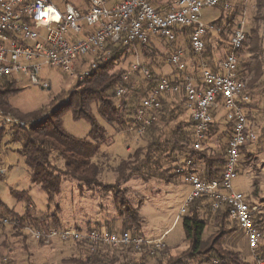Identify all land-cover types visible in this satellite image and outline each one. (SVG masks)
Masks as SVG:
<instances>
[{
	"label": "built area",
	"instance_id": "1",
	"mask_svg": "<svg viewBox=\"0 0 264 264\" xmlns=\"http://www.w3.org/2000/svg\"><path fill=\"white\" fill-rule=\"evenodd\" d=\"M79 8L65 3L57 8L52 0H0V80L13 78L18 84L25 79L36 86L42 83V70L57 68L76 79H83L96 66L97 60L109 57L107 46L121 40L132 45L134 62L131 70L150 78L148 68L141 63V46L148 45L151 38L173 42L182 29L187 34L190 49L200 54L210 32H218L215 22L202 21L201 11L219 5L222 0H85ZM223 7H229L224 3ZM246 32L237 24L229 34L227 49L222 59L212 70L205 62L200 64L195 75L185 71L182 51L170 54L169 62L180 71V80L161 76L156 86L140 98L136 107V123L130 131L144 133L157 110L161 107L162 94H176L182 98V107L190 118L193 151H213L215 135L210 136L216 113L228 129L224 145V162L220 173L211 179L201 177L204 162L199 155H186L174 173L191 185L185 206L196 198L205 197L211 211L225 207L228 219L246 237L248 250L254 264H264L258 254L264 231V209L252 204L246 195L232 187L243 159V150L257 136L248 117L251 96L246 89V80L239 74L238 52L244 47ZM264 48V41H263ZM264 61V56H263ZM128 74H124L127 80ZM125 87L116 88V96L125 93ZM209 142V144H208ZM4 223H10L8 219ZM34 241L49 242L53 238L84 241L91 249L106 246L111 249L131 247L135 252L145 250L151 254H164L166 244L162 239H146L129 231L60 229L59 227H25ZM5 264V262H4Z\"/></svg>",
	"mask_w": 264,
	"mask_h": 264
},
{
	"label": "rangeland",
	"instance_id": "2",
	"mask_svg": "<svg viewBox=\"0 0 264 264\" xmlns=\"http://www.w3.org/2000/svg\"><path fill=\"white\" fill-rule=\"evenodd\" d=\"M52 2L59 9H62L65 3H70L79 8L86 6L85 0H52ZM224 3H227L229 7L225 9ZM201 18L206 24L216 22V20L222 21V23H215V25L219 31H223V35L221 36L219 31L210 32L206 38V41L214 48L213 58L211 59L207 55L201 58L199 54L191 52L187 35L182 31L178 32V37L173 42L162 38H151L146 46L147 53L140 49L142 52L140 60L152 76L172 78V72L178 70L168 59L171 53L179 49L182 51V62L185 64L186 72L197 75L202 62H205L208 67H210V62L217 64L226 52L230 32L239 23L246 34H250L251 30H256L263 46L264 0H262V6L259 9L256 0H222L215 7L204 8L201 11ZM225 18L232 19V23L226 28L224 26ZM250 46L251 38L246 41L240 56L239 67L241 69L249 62L255 64V61L251 62V55L248 51ZM133 62L134 54L129 49L116 65V68H122L125 74H128L127 83L131 91L129 90V94L123 99L131 101L132 105L135 106L142 92L138 90L141 88L148 90L149 78H145L139 72L132 71ZM260 68L263 74L260 75L258 87L254 89L255 91L253 90L255 95H252L250 106H248V112L252 115L249 119L254 124L257 138L252 144L246 146V152L243 153V159L238 174L232 181V187L236 191L244 193L249 202L264 209V62L262 61H260ZM250 74L247 70H243L242 75L246 81L249 80ZM41 78L42 83L47 86L32 85L22 79L18 86L23 89L10 97L11 106L21 112L44 108L56 95L68 91L77 81L74 76L68 73L57 68L49 69L47 67L43 68ZM161 98L168 104L178 106L174 112L177 117L167 125H164L163 122H156L151 129L144 133L130 131L122 126H111L97 116L94 111L98 122L105 127L107 132V138L101 144L99 153L95 157L101 166L99 178L103 184L114 183L117 177L116 168L121 160L127 158L128 154H133L137 149H142L145 152L147 144L158 137L161 141L165 139L174 140L172 130L178 122H180L183 132L190 133L189 122L180 105V97L176 94H162ZM120 99L121 96H116V103ZM62 121L63 129L68 134L77 138L87 137L90 126L86 120H74L71 111L67 110ZM2 123L3 119L0 117V125ZM5 127L8 128V125L6 124ZM224 128L226 129L222 113L217 112L213 130V135L217 140L212 142L214 143L213 151H223L227 139L226 130L222 132ZM217 129L218 132L215 133ZM18 148L19 143L9 141L7 129L0 141V202L7 208L17 215H23L26 211V203L25 201H18L11 191H26L33 206L32 213L47 224L42 225L43 227H54L52 225L53 214L57 216L60 229L85 232L88 228H94L99 223L107 224L111 228L120 227L121 218L117 216L113 193L105 194L101 188L94 191L84 187L81 191L76 181L63 179L60 193L49 204L47 196L40 186L31 184L29 168L24 163L23 157L18 154ZM165 154H171V157L161 159L159 163L164 176H168L174 173L175 163L171 162V158L177 154V151H166ZM248 154L251 157L246 161L244 156ZM184 155L183 152L176 156L179 164L182 163L181 159ZM54 163L62 168L60 160H56ZM149 167L141 170V174L128 177L119 186L126 190L125 198L139 213L141 236L151 240L161 238L170 253L179 254L187 246L184 241L181 209L185 206L191 185L183 182L178 175L166 179L159 175V169L156 170L154 165H149ZM58 207L59 209H57ZM2 216L11 218L10 215L4 214L3 208L0 207V264H4V262L5 264H75L73 262L75 260H82V264H88L87 256L89 253L85 242L76 244L72 239L61 240L57 237L47 243L37 242L30 237L25 228H15L12 223H4ZM201 217L203 219L208 218L205 219L207 224L203 233V237L206 238L214 233L216 228H214L210 217L204 215L203 211ZM26 227H30V223ZM221 240H223L225 247L239 250L241 257L252 263L253 259L250 256L245 236L241 237L235 231L222 237ZM103 252L113 253L111 249Z\"/></svg>",
	"mask_w": 264,
	"mask_h": 264
},
{
	"label": "trees",
	"instance_id": "3",
	"mask_svg": "<svg viewBox=\"0 0 264 264\" xmlns=\"http://www.w3.org/2000/svg\"><path fill=\"white\" fill-rule=\"evenodd\" d=\"M257 8L262 6V0H256ZM216 24L222 23L216 20ZM232 19L225 18V28L230 26ZM187 35L189 29H182ZM222 36L223 31H219ZM251 38V46L248 48L251 55V62L247 63L243 69L239 67V74L243 78V70L251 73L250 78L246 81V89L250 96L255 95L254 89L258 87V81L261 72L260 61H263L264 48L261 40L257 36L256 30H251L250 34H246V41ZM246 43V42H245ZM189 49L190 44L188 42ZM245 45V44H244ZM146 46H141L144 53ZM109 57L106 60H97L96 66L92 68L88 75L83 79L75 82L68 90L56 95L50 103L44 108L33 110L30 112H21L11 106L9 99L11 96L22 91V87L18 86V82L13 78H4L0 80V117L3 123L0 125V141L3 134L9 131V141L19 143L18 154L23 157L24 163L29 168V179L31 184L38 185L47 196L48 203H52L55 197L60 193L61 182L63 179L74 180L78 183V187L82 189L88 188L92 190L102 189L105 194L112 192L117 216L121 218L119 228H111L107 224H98L94 228L88 230H107L123 232L129 231L133 235H141V218L136 208H134L125 198V191L121 189L119 184L134 174H141V170L150 168L154 165L155 169H159V175L164 176L163 170H160V161L168 159L171 154H165L166 151H177V154L171 158L174 162V169L179 165L177 155L185 153L181 161L183 162L186 155H199L204 162V173L201 177L211 179L216 177L224 162V147L222 152L203 149L202 151H193L190 148L192 140L191 130L183 132L180 122L174 127L173 139L160 140V137L151 140L147 144L146 151L137 149L133 154H128L127 158L121 160L116 168L117 177L114 183L103 184L99 178L101 166L95 157L98 155L101 144L107 138V132L101 125L94 113L96 112L103 121L113 126H122L127 130L136 123L135 114L136 107L140 98L145 96L147 92L156 86L157 77L151 75L149 78L148 90H142L138 97L137 104L123 98L127 97L131 91L127 80H124L125 71L122 68H116V65L122 60L129 49L132 51V45L125 40H121L116 45H108ZM213 46L206 41L204 50L199 54L201 58L206 55L213 58ZM244 47L239 50L238 56L243 53ZM192 52V50L190 49ZM262 59V60H261ZM209 68L216 69V64L210 62ZM240 66V63H239ZM244 79V78H243ZM257 84V85H256ZM125 87V93L121 96L118 103L115 101V91L118 86ZM150 88V89H149ZM130 90V91H129ZM254 90V91H253ZM136 92V90H135ZM180 97V96H179ZM132 106H131V105ZM180 105L182 107V98L180 97ZM250 106V105H249ZM177 105L166 103L161 98V107L157 110L155 119L147 126L145 131L151 129L156 122H163L164 125L169 124L176 118ZM70 110L74 120L84 119L89 123L90 129L87 137L77 138L68 134L63 129L62 117L65 111ZM183 113L188 119V125H191L190 118L186 115L183 107ZM252 116L248 112V117ZM8 125V128L5 125ZM214 127L210 130V136H213ZM144 131V132H145ZM228 135V129H226ZM245 149L243 153L245 154ZM142 157V158H141ZM251 155L244 156L248 161ZM60 160L62 168H59L54 161ZM176 174L172 173L164 178H173ZM11 193L18 201H25L26 211L23 215H17L2 202L0 207L3 208L4 214L10 215L11 218L1 217L2 221L8 219L13 227L25 228L28 223L31 227H43L47 225L44 220L36 218L31 205V199L26 191ZM59 209V207L57 208ZM210 217L215 232L206 238L203 237L206 227V220L201 217V212ZM52 225L58 228L59 222L56 214L52 215ZM182 226L184 230V241L186 249L179 254H172L165 247L164 254H151L145 250L141 253L135 252L131 247H119L111 249L106 246H97L91 249L87 244L88 264H254L248 262L241 257V252L232 247L223 245L222 237L227 236L235 231L239 236H244L238 227L231 223L228 219V211L225 207L213 212L205 197L194 199L187 207L186 213L182 216ZM259 225L264 231V224L259 221ZM41 242V241H40ZM84 241H80L82 243ZM42 243V242H41ZM76 242V244H80ZM108 249L112 250V254L104 253ZM258 254L264 258V237L262 244L258 250ZM75 264H82V260L73 261Z\"/></svg>",
	"mask_w": 264,
	"mask_h": 264
},
{
	"label": "crops",
	"instance_id": "4",
	"mask_svg": "<svg viewBox=\"0 0 264 264\" xmlns=\"http://www.w3.org/2000/svg\"><path fill=\"white\" fill-rule=\"evenodd\" d=\"M119 1H121V0H110V4H113V3H115V2H119ZM85 7V6H84ZM84 7H82V8H84ZM239 60H240V57H239ZM171 77L173 78V79H175V80H180V78H181V74L179 73V71H173L172 72V75H171ZM188 120V119H187ZM189 126V125H188ZM189 129H190V127H189ZM226 129L224 128V130L222 131V132H224ZM218 132V129L215 131V133H217ZM226 133V132H225ZM214 140L216 141L217 140V138L216 137H214ZM248 247V246H247Z\"/></svg>",
	"mask_w": 264,
	"mask_h": 264
}]
</instances>
